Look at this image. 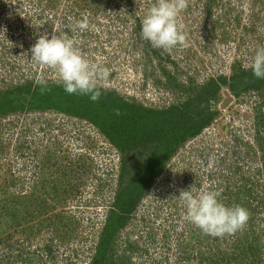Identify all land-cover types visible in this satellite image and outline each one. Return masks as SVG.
<instances>
[{
	"label": "rangeland",
	"instance_id": "obj_1",
	"mask_svg": "<svg viewBox=\"0 0 264 264\" xmlns=\"http://www.w3.org/2000/svg\"><path fill=\"white\" fill-rule=\"evenodd\" d=\"M207 1L185 0L178 18L185 43L166 51L141 36V21L155 0H0V89L31 81L62 84L54 68L30 59L32 46L47 34L73 39L86 58L108 69L97 80L103 91L148 110L181 108L196 86L230 77L234 63L250 68L264 46V0H217L210 16L200 12ZM82 21L87 28L76 26ZM242 79L219 86L205 105L213 121L177 147L106 244L100 264H264V80L246 91ZM225 93L231 100L222 108ZM28 139L45 151V169L38 173L45 194L39 197L29 194L32 163L18 158L20 151L31 152L33 146H19ZM141 145L135 157L142 162L155 144ZM120 161L106 136L83 119L55 111L0 118V190L5 181L26 195L15 209L0 196V218L7 216L0 220V264H98L93 259ZM191 186L220 190L226 205L248 209L249 220L230 235L202 233L175 198ZM246 236L260 241V258L245 251L247 261H236L237 243L247 244Z\"/></svg>",
	"mask_w": 264,
	"mask_h": 264
},
{
	"label": "trees",
	"instance_id": "obj_2",
	"mask_svg": "<svg viewBox=\"0 0 264 264\" xmlns=\"http://www.w3.org/2000/svg\"><path fill=\"white\" fill-rule=\"evenodd\" d=\"M216 2L217 0H208L206 5L202 8L199 7L200 12L210 16L213 13L212 6ZM221 11L222 8H220V13ZM238 78H243L242 81L245 84L248 83L245 87L246 91L260 88L259 84L264 80L255 78L250 68L243 69L239 63H234L230 69V77L220 75L211 77L205 84L194 88L191 93L192 99L188 98L181 108L173 106L161 110H148L141 105L125 102L113 92L108 93L102 89H100L102 91L100 99L93 102L87 96L67 94L62 84H47L42 91L40 83L31 81L0 89V118L5 119L9 115L21 112L45 113L55 111L89 122L98 128L100 133L106 136L109 143L119 151L121 166L116 176V190L109 208L110 213L105 219L99 248L95 250L93 259L94 263L100 264V261L102 263L106 260V244L111 241L117 229L126 222L127 215L136 209L155 178L162 173L164 166L177 147L186 138L190 139L199 135L213 121L214 116L208 112L205 107L206 103L214 97L220 85H226L228 81L237 84ZM50 86L51 89H49ZM28 141H24L19 146L22 149L24 145L33 146L31 152L20 151L18 158L23 159L22 165L32 163L33 175L31 174V176L33 179L31 180L33 184L29 194L32 196L36 193V197H39L45 194V183L40 180L41 177H38V173L45 169V151L42 150L44 148L42 147L43 143L40 145L34 140L28 139ZM151 142L155 144L153 149L147 146L151 155L141 162V158L135 157V154L140 153L136 147L142 144L143 148L144 145L147 143L150 145ZM16 150H19V147H16ZM129 158L135 159L137 163L132 168L129 167V164L133 159L129 161ZM2 185L0 196L3 197V200L7 198L4 201V205H7L5 207L15 209L16 204H19L22 208V199L26 195L21 196L11 189V186L16 188L18 184L10 183L7 185L3 181ZM35 189L37 192H34ZM62 192L66 193V190ZM41 210V212H45V206ZM6 217V214L2 216V218ZM247 238L249 240L247 244L241 245V241L237 243L239 252L234 254L238 258L236 261L246 260V257H243L245 251L250 252L251 256L254 257L253 259L261 254L257 245L260 244V241Z\"/></svg>",
	"mask_w": 264,
	"mask_h": 264
},
{
	"label": "clouds",
	"instance_id": "obj_3",
	"mask_svg": "<svg viewBox=\"0 0 264 264\" xmlns=\"http://www.w3.org/2000/svg\"><path fill=\"white\" fill-rule=\"evenodd\" d=\"M185 7V0H155L141 21L142 38L154 48L166 51L184 45L186 37L178 18ZM76 26L85 29L87 22H77ZM30 53V59L36 64L54 68L58 72L67 94L87 96L93 102L100 99L102 91L97 86V80L106 78L109 71L86 58L73 39L43 34ZM249 67L257 79H264V46L256 49ZM40 84L43 91L47 82L41 81ZM175 198L182 202L186 219L202 233L213 237L241 230L250 217L247 208L226 205L221 199L220 190L197 192L191 186L181 190Z\"/></svg>",
	"mask_w": 264,
	"mask_h": 264
},
{
	"label": "water",
	"instance_id": "obj_4",
	"mask_svg": "<svg viewBox=\"0 0 264 264\" xmlns=\"http://www.w3.org/2000/svg\"><path fill=\"white\" fill-rule=\"evenodd\" d=\"M225 95H226L227 99H226V101L223 102V105H221L222 108L225 107L224 105H226L231 100V97H229L227 93H225Z\"/></svg>",
	"mask_w": 264,
	"mask_h": 264
}]
</instances>
